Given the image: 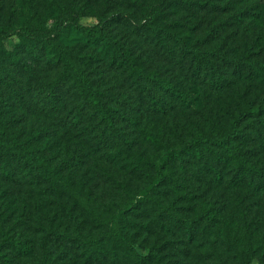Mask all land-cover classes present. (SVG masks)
<instances>
[{"label": "rangeland", "instance_id": "374dc122", "mask_svg": "<svg viewBox=\"0 0 264 264\" xmlns=\"http://www.w3.org/2000/svg\"><path fill=\"white\" fill-rule=\"evenodd\" d=\"M47 1L52 4L44 0H0V28L21 30L28 25L38 26L43 38L50 37L57 46L55 50L44 43L35 55H30L21 49L14 33L3 39L0 66L3 64L5 69H9L12 88L0 83V113L3 112L6 120L19 130L41 134L51 142L52 151L59 154V162L68 168L67 175L76 185L84 187L83 191L90 196L101 216L115 210L122 198L143 189L138 177L127 176V167L133 163L129 158L134 155L135 159H142L145 163L148 157L153 156L152 151L145 153V148H140L139 145L147 143V139L142 133H135V125L129 120L147 127L162 143L160 151L168 146L179 148L190 139L229 132L238 113L247 109L257 97V91H261L257 89V83L236 82V78H230L231 85L225 92L211 83V77L202 75L199 81L177 47L171 43L168 49L163 47L149 16L154 8L159 9V26L191 43L205 38L212 28H219L215 46L224 45L230 56L237 59L245 53L264 56V0ZM63 5L71 6L70 15L74 20L64 27ZM98 24L104 25L114 39L127 46L144 70L157 72L172 81L190 96L191 103L184 109L166 107L165 111L155 114L145 95L137 90L134 80L117 72L107 53L89 45L77 31L78 25ZM62 50L73 57L78 68L93 82L105 105L116 112L112 114L121 126L116 135L118 138L113 139L103 133L104 126H99L94 120L89 106L71 84H64L60 90L67 110L62 117L66 119L73 113L72 119L77 118V123L80 119L81 125L66 129L59 121L56 123L40 115V92L45 84L54 82L64 70L59 57ZM14 52L22 62L13 59ZM12 60L18 64L13 65ZM23 64L32 72L28 73ZM13 89L15 93L11 91ZM127 126H130L129 130ZM125 133L128 134L127 139L130 135L135 138L137 149L133 155L126 148ZM246 144H251L248 137ZM183 172L178 169V173L185 176L181 184L192 198L193 209L199 210L206 205L217 209L223 207L222 188L213 183L209 165L202 161L193 162ZM182 206L188 207L186 204ZM82 211L79 206L68 205L67 201L51 197L45 189L28 182L7 186L2 183L0 225L6 224L13 235L29 241L35 248V255L28 257L4 248L0 253V264H40L47 257L54 264H121V259L114 261L109 253L107 257L93 260L83 250L76 251L56 242L46 244L42 240L49 230L62 232L70 222L76 224L83 235L98 238L101 217L91 216L90 223L86 224V218L80 217ZM156 216L153 209L143 208L124 223L137 236L134 246L141 254L147 255L155 246H167L165 256L168 264H226V251L216 249V238L199 241L191 247L182 245L181 238L160 233ZM2 241L0 239V245ZM3 254L8 258H1ZM253 264L258 263L255 261Z\"/></svg>", "mask_w": 264, "mask_h": 264}, {"label": "trees", "instance_id": "16d2710c", "mask_svg": "<svg viewBox=\"0 0 264 264\" xmlns=\"http://www.w3.org/2000/svg\"><path fill=\"white\" fill-rule=\"evenodd\" d=\"M44 2L52 4L47 0ZM61 12L62 27L71 25L74 22L70 15L71 6L63 5ZM160 17L161 11L157 8L149 16L156 26L159 41L167 49L170 43L177 47L198 80L202 75L211 77V83H215L221 92L229 90L230 78H236V82L257 83V89L261 91H257V97L247 109L238 113L230 131L220 136L190 139L179 148L168 146L160 151L162 143L159 139L147 127H142L141 122L129 120L130 124L135 125V133H142L143 138L147 139V143L139 145L140 148H145V153L152 151L153 156L148 157L145 163L142 159H135V138L132 139L130 135L127 139L128 134L125 133L126 148L133 155V158H129L133 159V163L127 167V176L138 177L143 189L122 198L119 206L107 212L105 217L99 215L90 196L83 191L84 187L76 185L73 178L67 175L68 168L59 162V154L52 151L51 142L41 134L19 130L1 112L0 186L2 183L7 186L28 182L45 189L51 197L67 201L68 205L79 206L83 210L80 217L86 218V224L90 223L91 216H100L98 227L101 232L98 238L83 235L73 222L67 225L66 230H49L42 238L46 244L56 242L76 251L83 250L89 259L100 260L109 253L114 261L121 259V264H168L165 256L167 246H155L147 255H143L134 246L137 236L124 226L125 221L141 209L151 208L157 215L155 222L160 233L181 238L182 245L191 247L199 241L216 238V249L226 251V264H253L255 261L264 264V56L257 53H245L240 59L230 56L224 45L215 46L219 28H212L205 38L191 43L166 27L159 26ZM77 31L89 45L107 53L117 72L134 80L137 90L145 95L155 114L165 111L166 107L184 109L191 103L190 96L172 81L157 72L144 70L131 50L114 39L104 25H78ZM11 33L18 37L21 49L30 55H35L44 43L56 50L54 41L50 37L43 38L40 27L33 25L21 30L1 27L0 48L3 39ZM59 57L64 70L54 82L45 84L40 92V115L56 123L59 121L66 129L81 125L80 119L78 123L75 122L77 118L72 119L73 113L67 115L66 119L62 117L67 110L60 90L64 84H71L89 106L94 120L99 126H104L103 133L113 139L118 138L116 135L121 131V126L112 114L116 112L105 105L93 82L78 68L66 50H62ZM14 58L22 62L17 52L13 53ZM12 63L15 66L18 64L13 60ZM0 68V83L11 89L9 69H5L3 64ZM23 68L28 73L32 72L25 64ZM11 91L14 92V89ZM127 127L129 130L130 126ZM247 137L250 138V145L246 144ZM199 161L210 166L213 183L222 188L224 202L220 209L208 205L199 210L193 209L192 198L181 184L185 176L179 174L178 169L184 173L186 166ZM184 204L188 207L183 208ZM11 232L6 224L0 225V239L3 240L0 253L5 248L28 257L35 255V248L29 241ZM240 253L244 255L240 256ZM1 256L8 258L7 254ZM40 264L54 263L47 257Z\"/></svg>", "mask_w": 264, "mask_h": 264}]
</instances>
